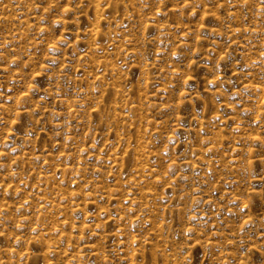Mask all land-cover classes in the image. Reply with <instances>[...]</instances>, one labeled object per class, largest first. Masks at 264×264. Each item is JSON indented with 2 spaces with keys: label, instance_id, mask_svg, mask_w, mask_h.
<instances>
[{
  "label": "rangeland",
  "instance_id": "rangeland-1",
  "mask_svg": "<svg viewBox=\"0 0 264 264\" xmlns=\"http://www.w3.org/2000/svg\"><path fill=\"white\" fill-rule=\"evenodd\" d=\"M0 264H264V0H0Z\"/></svg>",
  "mask_w": 264,
  "mask_h": 264
}]
</instances>
